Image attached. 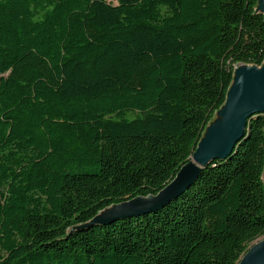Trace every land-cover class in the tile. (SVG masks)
Segmentation results:
<instances>
[{"label":"trees","instance_id":"trees-1","mask_svg":"<svg viewBox=\"0 0 264 264\" xmlns=\"http://www.w3.org/2000/svg\"><path fill=\"white\" fill-rule=\"evenodd\" d=\"M258 0H0V264H236L264 236V113L163 207L233 64L264 60Z\"/></svg>","mask_w":264,"mask_h":264},{"label":"water","instance_id":"water-1","mask_svg":"<svg viewBox=\"0 0 264 264\" xmlns=\"http://www.w3.org/2000/svg\"><path fill=\"white\" fill-rule=\"evenodd\" d=\"M258 3L256 9L262 13ZM228 90V109L224 114L223 127L208 140L199 139L190 160L180 167L171 181L154 195L137 196L115 204L112 212L105 215L98 213L81 227L155 211L189 187L204 166L216 159L223 160L227 157L244 137L249 118L264 113V67L261 70L242 72L238 84L229 92ZM236 264H264V236L255 240Z\"/></svg>","mask_w":264,"mask_h":264},{"label":"rangeland","instance_id":"rangeland-1","mask_svg":"<svg viewBox=\"0 0 264 264\" xmlns=\"http://www.w3.org/2000/svg\"><path fill=\"white\" fill-rule=\"evenodd\" d=\"M107 2H113V0H106ZM260 10L264 15V0H260L258 3ZM264 67V61L261 65H251V64H233L232 66V81L229 87V90H232L240 81V75L242 72H246L248 70H261ZM228 109V96L226 97L225 102L211 115L207 125L204 128L200 141L208 140L214 133H217L221 130L225 123L224 114ZM199 141V142H200ZM115 206L111 205L101 211L100 215H105L114 210Z\"/></svg>","mask_w":264,"mask_h":264}]
</instances>
